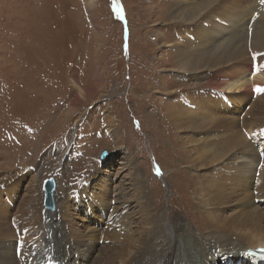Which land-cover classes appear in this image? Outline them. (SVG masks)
Returning <instances> with one entry per match:
<instances>
[{
	"label": "rangeland",
	"instance_id": "374dc122",
	"mask_svg": "<svg viewBox=\"0 0 264 264\" xmlns=\"http://www.w3.org/2000/svg\"><path fill=\"white\" fill-rule=\"evenodd\" d=\"M204 1L0 0V180L27 176L26 192L33 180L30 171L42 170L43 182L54 178L56 192H63V187L77 182L71 173L79 171L72 165H84L81 169L89 172L101 167L88 181L84 194L88 206L75 203L80 207L78 226L102 245L93 249L88 260L73 250L77 260L97 264L109 252L113 236L125 240L127 228L132 235L144 230L147 224L135 185L139 173L154 203L161 205L162 227H172L170 213H178L186 223L182 211L192 203L198 184L192 185L193 170L187 163L176 161L174 150L179 146L172 149L175 133L166 114L171 107L169 92L179 76L173 70L172 45L180 38L201 41L223 36L218 27L225 15L217 18V13H211L196 23L177 19L179 13L185 17ZM260 4L264 7V2ZM250 17L249 23L262 21L264 11L256 10ZM111 119L117 120V128ZM262 128L247 135L250 152L262 147ZM76 182L75 189L80 187ZM105 182L123 189L125 203L100 207L92 201ZM178 198L182 207L176 205ZM112 205L120 208L113 213ZM252 205L264 214V201L255 198ZM195 222L189 223L193 237ZM181 240L187 246L184 234ZM175 249L182 261L177 241Z\"/></svg>",
	"mask_w": 264,
	"mask_h": 264
},
{
	"label": "bare ground",
	"instance_id": "6f19581e",
	"mask_svg": "<svg viewBox=\"0 0 264 264\" xmlns=\"http://www.w3.org/2000/svg\"><path fill=\"white\" fill-rule=\"evenodd\" d=\"M260 2L205 0L185 17L177 15L182 22L189 18L190 23L211 13H217V18L225 15L224 24L218 27L223 31L221 39L209 37L200 41L186 37L177 38L176 44L169 43L175 56L173 70L179 75L172 93L169 92L171 107L166 114L173 135L175 133L171 146L173 150L179 146L174 150L178 151L176 161L187 163L193 170L191 183L198 184L197 192L192 203H187L182 211L186 223L178 213L168 212L171 219L174 216V222L172 227H162L161 205L154 203L139 173L135 185L147 225L142 232L133 235L127 228V232L123 231L127 233L125 240L123 236H113L107 245L109 252L100 256L97 264H220L224 260L227 261L223 264L229 261H233L231 264H264V214L259 206L252 205L255 198L264 201V142L255 153L247 146L250 138L247 135L261 127L264 130V92L253 93L254 86L264 88V57L256 61L252 58L254 53H264V19L249 23L253 12L264 11ZM208 31L213 32V28L208 27ZM254 66H259L260 70L253 75ZM77 101L82 102V99L77 98ZM110 121L115 127L117 120ZM242 146L247 150H242ZM74 165L73 170L79 172H72L71 178L77 182L73 180L72 186L63 187V192L55 190L54 211L46 210L43 205L42 170L30 171L33 180L26 192L27 176L13 175L8 177L10 180H0H4L0 183V264H87L77 260L73 250L82 252L83 258L88 260L93 249L102 245L78 226L76 213L79 205L88 206L85 190L101 167L89 172L87 168L81 169L84 165L79 164L78 168ZM74 182L80 187L73 188ZM120 188L114 186V182H105L100 188L102 193L92 201L100 207L114 205L123 200ZM5 195L11 199L6 200ZM178 204L182 207L179 198ZM115 209L113 206L111 211L114 213ZM194 220L197 232L193 237L189 223ZM183 234L187 237V246L186 240H181ZM176 241L181 245L182 261L176 254Z\"/></svg>",
	"mask_w": 264,
	"mask_h": 264
},
{
	"label": "water",
	"instance_id": "95a60500",
	"mask_svg": "<svg viewBox=\"0 0 264 264\" xmlns=\"http://www.w3.org/2000/svg\"><path fill=\"white\" fill-rule=\"evenodd\" d=\"M44 190V206L49 211H54L56 209L54 193L57 187L56 181L54 178H48L43 182Z\"/></svg>",
	"mask_w": 264,
	"mask_h": 264
},
{
	"label": "snow or ice",
	"instance_id": "6c2138e0",
	"mask_svg": "<svg viewBox=\"0 0 264 264\" xmlns=\"http://www.w3.org/2000/svg\"><path fill=\"white\" fill-rule=\"evenodd\" d=\"M261 2H264V0H261ZM259 57H264V53H254L253 54V61H256ZM260 70V68H259V66H254V69H253V75L257 72V71H259ZM254 90L256 91V92H264V88H262V87H260V86H254ZM262 132H264V130H262ZM156 174H160V171H159V168L157 167V169H156Z\"/></svg>",
	"mask_w": 264,
	"mask_h": 264
}]
</instances>
